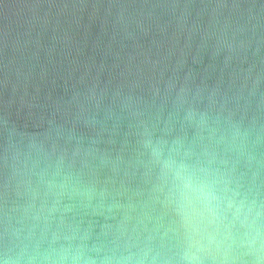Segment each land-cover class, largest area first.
<instances>
[{"label":"water","instance_id":"95a60500","mask_svg":"<svg viewBox=\"0 0 264 264\" xmlns=\"http://www.w3.org/2000/svg\"><path fill=\"white\" fill-rule=\"evenodd\" d=\"M0 264H264V0H0Z\"/></svg>","mask_w":264,"mask_h":264}]
</instances>
